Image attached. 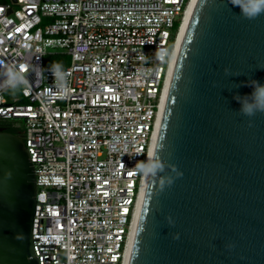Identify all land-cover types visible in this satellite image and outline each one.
<instances>
[{"label":"built area","instance_id":"obj_1","mask_svg":"<svg viewBox=\"0 0 264 264\" xmlns=\"http://www.w3.org/2000/svg\"><path fill=\"white\" fill-rule=\"evenodd\" d=\"M189 1L0 3V75H24L0 87V119L34 166L38 264H126L144 177L134 166L149 155ZM56 54L70 57L67 92L44 65Z\"/></svg>","mask_w":264,"mask_h":264},{"label":"water","instance_id":"obj_2","mask_svg":"<svg viewBox=\"0 0 264 264\" xmlns=\"http://www.w3.org/2000/svg\"><path fill=\"white\" fill-rule=\"evenodd\" d=\"M255 82L264 13L194 0L151 153L164 169L145 177L126 264H264V112L240 111ZM36 189L22 137L0 126V264H38Z\"/></svg>","mask_w":264,"mask_h":264},{"label":"clouds","instance_id":"obj_3","mask_svg":"<svg viewBox=\"0 0 264 264\" xmlns=\"http://www.w3.org/2000/svg\"><path fill=\"white\" fill-rule=\"evenodd\" d=\"M232 6L240 9V15L246 19L252 20L264 13V0H230ZM52 73L57 86L62 92L68 91L66 74L59 65H55ZM0 87L17 89L24 83V75L19 67L7 68L3 75H0ZM253 90L248 95L251 96V101H241V113L246 116H252L256 111L264 112V84L255 82ZM163 148V144L159 145V149ZM134 169L140 175L145 177H155L158 172L163 171L164 164L158 158V151L155 155L149 154L145 160L137 161Z\"/></svg>","mask_w":264,"mask_h":264},{"label":"bare ground","instance_id":"obj_4","mask_svg":"<svg viewBox=\"0 0 264 264\" xmlns=\"http://www.w3.org/2000/svg\"><path fill=\"white\" fill-rule=\"evenodd\" d=\"M194 3V0H190L187 7H186V10L184 12V17H183V20H182V23L179 27V30H178V34H177V38H176V43H175V48H174V52H173V56H172V61H171V70H170V73H169V78L167 80V84L164 88V99H165V95H166V91H167V87H168V84H169V80H170V76H171V72H172V68H173V64H174V61H175V57H176V53H177V49H178V45H179V42H180V38H181V34H182V30H183V27H184V24L187 20V17L189 15V12L192 8V5ZM164 99H163V103H164ZM163 103H162V106H161V110H160V113H159V117H158V121H157V125H156V130H155V134H154V137H153V140H152V143H151V148H150V152L149 154L152 153V149H153V144H154V140H155V136H156V132H157V127H158V123H159V119H160V115H161V111H162V107H163ZM144 181H145V176L143 177V182H142V187H141V192H140V195H139V199H138V203H137V208H136V212H135V218H134V222H133V228H134V223H135V219H136V215H137V210H138V206H139V202H140V197H141V193H142V189H143V185H144ZM133 228H132V232H133ZM131 237H132V233H131ZM131 242V241H130ZM130 248V246H129ZM129 248H128V251H127V257H126V263H127V258H128V253H129Z\"/></svg>","mask_w":264,"mask_h":264},{"label":"trees","instance_id":"obj_5","mask_svg":"<svg viewBox=\"0 0 264 264\" xmlns=\"http://www.w3.org/2000/svg\"><path fill=\"white\" fill-rule=\"evenodd\" d=\"M5 1H7V0H0V3L5 2ZM176 27H177V24H175L174 30H176ZM44 65H46V66L54 65L55 66V65H61V64H60V62L55 61L54 58L51 59L49 57H46L45 61H44ZM12 124H13L12 120H2V119H0V126L5 127L8 131H10L12 133H15V134L20 136L21 135L20 132L17 129H15L12 126Z\"/></svg>","mask_w":264,"mask_h":264},{"label":"rangeland","instance_id":"obj_6","mask_svg":"<svg viewBox=\"0 0 264 264\" xmlns=\"http://www.w3.org/2000/svg\"><path fill=\"white\" fill-rule=\"evenodd\" d=\"M7 1H10V0H7ZM48 57L51 59L54 58L55 61L60 62L61 65H59V66L68 65L70 62V57L68 55H65V54L64 55L63 54H56V55H52V56H48ZM48 66H54V65H48Z\"/></svg>","mask_w":264,"mask_h":264}]
</instances>
